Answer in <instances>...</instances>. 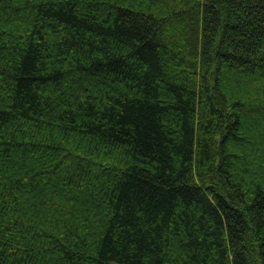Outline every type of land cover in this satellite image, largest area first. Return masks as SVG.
<instances>
[{"label":"trees","instance_id":"16d2710c","mask_svg":"<svg viewBox=\"0 0 264 264\" xmlns=\"http://www.w3.org/2000/svg\"><path fill=\"white\" fill-rule=\"evenodd\" d=\"M0 264H264V0H0Z\"/></svg>","mask_w":264,"mask_h":264}]
</instances>
